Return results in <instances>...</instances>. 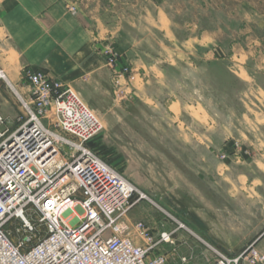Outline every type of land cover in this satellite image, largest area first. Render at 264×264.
<instances>
[{"label": "crops", "instance_id": "obj_1", "mask_svg": "<svg viewBox=\"0 0 264 264\" xmlns=\"http://www.w3.org/2000/svg\"><path fill=\"white\" fill-rule=\"evenodd\" d=\"M163 1L167 0H0V68L21 90L28 88L22 82V72L30 68L71 85L90 101L113 100L116 79L123 98L150 101L161 113L164 102V111L174 126L185 132L186 146L221 145L224 137L217 141L209 136L219 127L210 124L215 120L203 104L208 99L207 92L201 90L199 95L203 103L195 104L189 99L197 77L193 72L199 70L203 76H208L211 70L224 64L211 48L217 41V33L202 31L197 35L193 23L187 24L185 31L179 33L170 14L161 5ZM262 43V40L255 41L253 55H247V61L242 60L244 54L239 49L235 57L240 64L232 62L233 66H228V73L238 87L234 92L244 99L253 94V122L250 127L246 126L253 130L250 140L256 153L253 172L246 173L245 164L249 163L238 157L236 163L239 165L233 167L235 172L224 170L220 174H203L210 184L218 183L214 184L216 189L212 187L211 190L219 202L213 214L215 218L209 220L206 207L192 220L188 218L192 209L188 208L184 215L180 211L190 230L176 229L177 225L167 222L162 211L154 210L144 201L136 203L127 215L129 221H145L156 238L164 230H175V243L162 244L161 250L165 252L166 248H171L182 254L181 260L186 256L193 264H209L215 258L210 245L231 254L242 250L244 238L234 237L233 231L226 232L223 219L220 220L224 217L223 211L236 218L233 214L236 198L248 202L246 197L253 196V238L258 229L264 228ZM194 53L200 58L198 63L191 57ZM113 56L115 63H109ZM183 85L185 89L181 91L179 88ZM197 111L200 119L194 115ZM230 116L239 120L235 113ZM180 119L189 124L181 125ZM239 124L242 125L241 119ZM221 128L225 130L224 125ZM225 180L229 181L230 187L220 185L219 181ZM250 183L253 188L247 186ZM191 190L194 195H205L200 188ZM161 204L166 207L167 203L162 200Z\"/></svg>", "mask_w": 264, "mask_h": 264}, {"label": "built area", "instance_id": "obj_2", "mask_svg": "<svg viewBox=\"0 0 264 264\" xmlns=\"http://www.w3.org/2000/svg\"><path fill=\"white\" fill-rule=\"evenodd\" d=\"M21 79L26 90L0 68V87L19 109L11 127L0 108V264H167L161 246L175 243V230L156 238L145 221L128 220L139 201L165 209L92 146L103 129L99 114L42 71L26 68ZM210 247L209 264H264L254 246L238 254Z\"/></svg>", "mask_w": 264, "mask_h": 264}, {"label": "rangeland", "instance_id": "obj_3", "mask_svg": "<svg viewBox=\"0 0 264 264\" xmlns=\"http://www.w3.org/2000/svg\"><path fill=\"white\" fill-rule=\"evenodd\" d=\"M161 5L170 14L179 33L182 34L189 23H193L197 35L202 31L217 33V41L211 48L224 64L215 70L210 69L208 76H203L199 70L194 71L193 75L197 77L192 84L193 95L189 99L195 104L202 102L199 96L201 90L207 92L208 99L202 103L215 120H211L210 124L219 127V130L215 129L209 134L210 139L218 141L224 137V142L204 148L186 146L185 132L174 126L175 123H172L169 114L164 111V102L161 113L150 101L123 98L116 79L113 84V100H85L99 114L103 123V129L97 137L96 144L99 146L96 150L161 207L162 200L165 201V211L149 201L144 202L149 203L154 210L162 211L167 222L177 225L175 220H183L180 214L184 215L188 208L194 212H188L191 214L188 215L190 220L204 207L207 209V219L215 218L213 214L219 198L211 189H216L218 183L210 184L203 174H220L224 170L235 172L234 168L239 165L236 163L238 157L245 158L249 163L245 164V172H253V159L256 154L253 144L250 143L253 130L246 127H250L253 122V94L246 96V99L237 95L238 87L234 84V77L228 73V66H233L232 62H240L235 57L239 49L244 54L242 60L247 61L253 55L255 41L262 40L264 44V0H167ZM191 57L195 63L200 60L197 53ZM179 89L184 91L185 85ZM0 91V108L12 127L19 112L18 104L10 89L1 86ZM234 113L237 114L238 121L230 116ZM194 115L201 118L198 111ZM240 119L242 125L239 124ZM180 123L189 124L181 119ZM229 123L233 125L229 126ZM222 125L225 130L221 128ZM219 183L223 187L231 186L228 180ZM247 186L253 188V183ZM190 187L200 188L205 195H194ZM138 196L136 193L134 199ZM247 198L248 202L236 198L233 204L236 218L223 211L221 215L224 217L220 220L223 219L226 232L233 231L234 237L244 238L242 250L254 246L264 254V228L258 229L253 238V196ZM206 203H209L207 205L211 210ZM165 252L171 253L167 256L168 264H183L182 254L171 248H166Z\"/></svg>", "mask_w": 264, "mask_h": 264}, {"label": "trees", "instance_id": "obj_4", "mask_svg": "<svg viewBox=\"0 0 264 264\" xmlns=\"http://www.w3.org/2000/svg\"><path fill=\"white\" fill-rule=\"evenodd\" d=\"M92 146H93L94 148H96V147L98 146V144H96L95 142H93V143H92Z\"/></svg>", "mask_w": 264, "mask_h": 264}, {"label": "water", "instance_id": "obj_5", "mask_svg": "<svg viewBox=\"0 0 264 264\" xmlns=\"http://www.w3.org/2000/svg\"><path fill=\"white\" fill-rule=\"evenodd\" d=\"M188 264H193L192 262H189Z\"/></svg>", "mask_w": 264, "mask_h": 264}]
</instances>
